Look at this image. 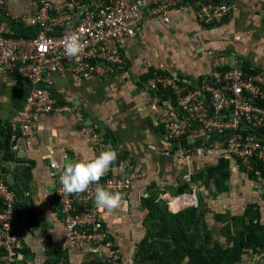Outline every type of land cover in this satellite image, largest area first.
I'll return each instance as SVG.
<instances>
[{
	"label": "crops",
	"instance_id": "crops-1",
	"mask_svg": "<svg viewBox=\"0 0 264 264\" xmlns=\"http://www.w3.org/2000/svg\"><path fill=\"white\" fill-rule=\"evenodd\" d=\"M47 1L56 5L70 0ZM229 2L233 7L230 14L212 26L197 20V5L172 9L170 22L150 17L143 31L128 43L125 62L110 73L87 79L70 71L47 73L52 83L41 86L49 88L59 103L74 107L75 113L43 114L27 139L20 137L18 115L35 86L19 74L0 72V171L15 193L14 230L22 245L11 257L0 248L1 262L150 264L138 245L147 231L149 204H168L171 211L178 212L183 206L172 209L171 203L179 206L177 200L189 202L195 196L202 207L205 184L210 178H221L220 172L214 175L210 171L221 160L214 155H194L189 160L175 155L177 144L167 137V124L176 117V99L168 92L151 90L149 82L159 71L194 89L205 75L216 68L227 69L236 60L264 77V0ZM39 5L40 0H0L2 11L25 28L32 27L20 22V17L36 13ZM201 137L202 132L197 135L198 140ZM106 146L116 151L114 171L132 179L134 188L119 193V205L111 211L98 209L93 201L80 202V209H97L106 242L95 252L68 247L50 163L64 165L81 157L92 158ZM226 171L224 189L216 199L222 207L217 218L222 212L231 218L256 216L254 220L264 230V178L251 175L230 159ZM106 176L99 177L96 185ZM207 217L205 212L204 220ZM254 254L248 250L238 264H264V252L253 258Z\"/></svg>",
	"mask_w": 264,
	"mask_h": 264
},
{
	"label": "built area",
	"instance_id": "built-area-1",
	"mask_svg": "<svg viewBox=\"0 0 264 264\" xmlns=\"http://www.w3.org/2000/svg\"><path fill=\"white\" fill-rule=\"evenodd\" d=\"M197 5L196 18L204 26L221 24L233 7L229 0H109L81 2L70 0L52 4L40 0L34 14H24L20 22L41 31L31 37L15 36L0 20V72L19 74L35 87L18 115L20 137L27 139L35 132L40 117L47 113L74 114L71 105L59 103L49 88L47 73L70 71L82 78L110 73L125 62V49L131 39L144 29L147 19L154 17L170 22L174 8ZM75 32L82 44L79 58L63 54L66 38ZM15 74V75H16ZM151 90L170 91L176 98V117L167 124V137L175 140L174 153L189 160L194 155H214L234 160L246 172L254 171L264 178V77L244 70L236 60L227 69L216 68L203 77L194 89L172 75L155 72L149 82ZM202 132L200 143L182 145ZM111 162L101 185L110 191L127 193L134 182L126 174H118ZM259 164L261 170L255 168ZM123 166L126 168L127 163ZM64 165L50 163L57 178ZM96 182L80 193H65L57 184L59 203L64 212V231L68 247L80 246L96 251L106 242L104 222L97 209H80V202L93 201ZM181 198V197H179ZM0 248L11 257L17 255L21 240L14 230V191L0 171ZM191 204L198 205L197 197ZM184 202L179 206H185ZM172 208V203H171Z\"/></svg>",
	"mask_w": 264,
	"mask_h": 264
},
{
	"label": "trees",
	"instance_id": "trees-1",
	"mask_svg": "<svg viewBox=\"0 0 264 264\" xmlns=\"http://www.w3.org/2000/svg\"><path fill=\"white\" fill-rule=\"evenodd\" d=\"M243 67L247 72L254 73L244 62ZM167 92L170 94V91L165 89L159 91L160 94ZM202 141L200 138L196 143ZM220 160V166L212 167L210 171L214 175L220 172L218 184L220 183L219 187L222 190L228 176L226 169L229 159L221 157ZM255 168L261 170L259 164L255 165ZM249 173L255 174L254 171ZM149 205L151 208L148 213L147 234L140 244L145 260L152 261V264H181L187 258L190 264H238L246 251L258 252L264 249V230L261 223L257 219L254 220L256 216L245 217V214L233 216L227 228L233 225L235 229L233 232L227 229L226 245L216 243L211 248L206 244L207 238L203 239L202 234L196 231L206 212L200 205L187 206L178 212L171 211L168 204L160 207L151 202ZM203 226L208 228L206 224ZM3 252L6 254L4 250ZM0 264L4 263L0 261Z\"/></svg>",
	"mask_w": 264,
	"mask_h": 264
},
{
	"label": "clouds",
	"instance_id": "clouds-1",
	"mask_svg": "<svg viewBox=\"0 0 264 264\" xmlns=\"http://www.w3.org/2000/svg\"><path fill=\"white\" fill-rule=\"evenodd\" d=\"M81 48L82 44L78 35L75 32H71L66 38L63 54L78 59ZM115 159L116 151L106 146L104 150L98 152L92 158L81 157L76 161H66L62 172L58 174L55 182L62 186L65 193H80L90 183L97 182ZM119 202V193L110 191L99 184L96 185L93 204L98 209L111 211L119 205Z\"/></svg>",
	"mask_w": 264,
	"mask_h": 264
},
{
	"label": "rangeland",
	"instance_id": "rangeland-1",
	"mask_svg": "<svg viewBox=\"0 0 264 264\" xmlns=\"http://www.w3.org/2000/svg\"><path fill=\"white\" fill-rule=\"evenodd\" d=\"M209 175H211L210 171H209ZM207 176V178L211 177V176ZM205 191H204V195L203 198L205 197V201L210 203H204L202 205L203 209L206 211V215L208 216L207 219L205 218V220H203L204 222L199 224L196 231L199 234H202L203 239L206 240V244L208 246H210L211 248L214 247V244H223L226 245V240L228 238V234H227V229H230L232 232L235 228H233V225L230 226V228H227L228 222H230L231 217L229 216L228 212H222L220 213L221 216L217 218V212H221L222 207H220L218 205V194L220 193V188H219V184H218V179H209V181H207V183L205 184ZM219 191V192H218ZM203 192V190H202ZM206 192V193H205ZM179 196V194H178ZM176 196V197H178ZM180 197V196H179ZM213 199H215V201H213ZM197 206L195 204H188L185 205L183 207H181L182 209L187 207V206ZM176 206V205H175ZM172 209H176L174 207V205H172ZM180 210V209H178ZM206 222V223H205ZM207 224L208 228H205L203 225ZM231 224V222H230ZM147 234V231H146ZM146 234L144 235V237L146 236ZM143 240V239H142ZM204 241V240H203ZM203 241H199V242H203ZM141 241L139 242V246H140V250L141 249ZM140 252V251H139ZM247 252V251H246ZM261 252H264V249H262L261 251L258 252H254L255 254L253 255V258L256 256V253L260 254ZM149 263L151 264L152 262L149 261ZM181 264H190L189 259L187 258L185 261H183Z\"/></svg>",
	"mask_w": 264,
	"mask_h": 264
},
{
	"label": "water",
	"instance_id": "water-1",
	"mask_svg": "<svg viewBox=\"0 0 264 264\" xmlns=\"http://www.w3.org/2000/svg\"><path fill=\"white\" fill-rule=\"evenodd\" d=\"M0 20L3 21L10 29H12L17 35H33L35 33H38L41 31L40 28H25L21 25V23L14 21L9 17L2 9L0 8ZM201 138H205L204 136ZM198 140V138L195 139H185L181 142H179L182 145L192 143L193 141ZM178 143V142H176ZM1 204V202H0Z\"/></svg>",
	"mask_w": 264,
	"mask_h": 264
},
{
	"label": "bare ground",
	"instance_id": "bare-ground-1",
	"mask_svg": "<svg viewBox=\"0 0 264 264\" xmlns=\"http://www.w3.org/2000/svg\"><path fill=\"white\" fill-rule=\"evenodd\" d=\"M182 200H183L184 202H186L185 199H182ZM187 200H188V199H187ZM183 201L181 202V200H177L178 204H182V203H184ZM189 202H190V201H189Z\"/></svg>",
	"mask_w": 264,
	"mask_h": 264
}]
</instances>
